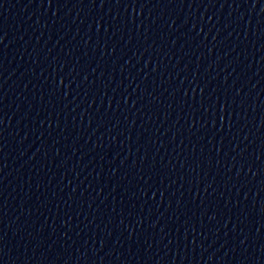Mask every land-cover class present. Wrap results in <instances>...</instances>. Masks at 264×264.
I'll return each mask as SVG.
<instances>
[{"label":"water","instance_id":"95a60500","mask_svg":"<svg viewBox=\"0 0 264 264\" xmlns=\"http://www.w3.org/2000/svg\"><path fill=\"white\" fill-rule=\"evenodd\" d=\"M0 264H264V0H0Z\"/></svg>","mask_w":264,"mask_h":264}]
</instances>
